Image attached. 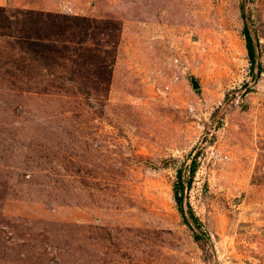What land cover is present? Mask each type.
<instances>
[{"label": "rangeland", "instance_id": "obj_1", "mask_svg": "<svg viewBox=\"0 0 264 264\" xmlns=\"http://www.w3.org/2000/svg\"><path fill=\"white\" fill-rule=\"evenodd\" d=\"M0 10V264H264V0ZM23 13L89 19L85 47L110 51L109 82L92 52L70 47L72 26L59 17L52 35L46 17ZM193 158L189 228L173 187Z\"/></svg>", "mask_w": 264, "mask_h": 264}, {"label": "trees", "instance_id": "obj_2", "mask_svg": "<svg viewBox=\"0 0 264 264\" xmlns=\"http://www.w3.org/2000/svg\"><path fill=\"white\" fill-rule=\"evenodd\" d=\"M0 12H1V10H0ZM23 14H27V15L34 14L38 17H40V16L46 17L50 23L48 30H49V32H52V35L53 34L55 35L56 33L58 34L59 32H61L63 30L61 28L60 23L56 22L57 19H59L60 15H58V16L57 15H51V14L41 15V14H35V13H23ZM241 14H242V18H243L244 17L243 11ZM60 18L63 19V21L65 23H67V26L68 25L72 26L73 29L76 30V31H73L74 35H76L79 38V39H77L76 42H72L71 44L73 46H70V47H72V48L75 47L74 52L80 51L82 49H85L86 51L92 52L90 55V58L92 59V64H90V66L93 65V67H96L97 65H100L102 67V65H104L105 67H107L108 71H106V74H107L106 83H108L110 80V75H111V71L109 69L112 66V59H110V57H108L110 51L108 49H105V51H101L98 48L92 50L91 48L85 47V46H87L86 44L89 42V40H91L92 36L89 33H86L85 31H83L82 27H86V29H88L89 31L93 30V26H92L91 22L89 21V19L80 18V17H70L67 15H63ZM6 19H8V18L3 19V22L8 23L9 19L8 20H6ZM105 24L106 25L100 31L101 32L100 34L108 36L110 38V44L115 46V44L118 40L120 28L118 25H114L113 23L107 22ZM33 26L36 28V24L32 25V27ZM242 36H243L244 41H245V49H246L247 58H248V62H249L250 73L251 72L253 73L254 70L256 69V71H257L256 75H260L262 73V69H261V66L256 63L255 45H254L253 39L251 37L250 31H249V29L245 23H244V26L242 29ZM29 40H31L32 42ZM39 40H42L44 43H47L44 41L45 39L40 38L39 35H34L33 38L27 37V35H24V37H23V42L29 41L31 43L30 45H32L33 47L36 46V44L38 43ZM98 40H99V37H98L97 41ZM28 45H29V43H28ZM65 50L66 51L68 50L67 45L65 47ZM32 52L36 53L35 50L34 51L32 50ZM38 52H40V50ZM81 57L83 58L85 56L83 54H81ZM46 62H48V61H46ZM86 62H88V61L86 60ZM94 65H96V66H94ZM100 74L102 75V73H99V75ZM98 80H103V77L99 76ZM195 169H196V161H195V158H193L190 161V165L188 167L189 177L187 179V182L185 183L183 181L182 173H181V171H178L177 175H176L177 182L175 183V185L173 187V199L176 203L177 210L182 217L183 223L186 226H188L189 228L191 227V224L189 223L187 217L185 216L184 210H183L182 194H183L185 187L191 185L192 179H193L194 174H195ZM188 214L190 216V219L196 225H199L197 218L193 215L191 209H189Z\"/></svg>", "mask_w": 264, "mask_h": 264}, {"label": "water", "instance_id": "obj_3", "mask_svg": "<svg viewBox=\"0 0 264 264\" xmlns=\"http://www.w3.org/2000/svg\"><path fill=\"white\" fill-rule=\"evenodd\" d=\"M198 88V85L194 82L193 83V89H197Z\"/></svg>", "mask_w": 264, "mask_h": 264}]
</instances>
